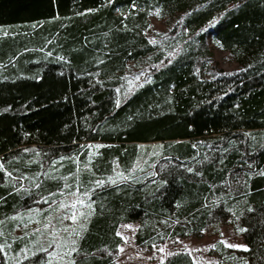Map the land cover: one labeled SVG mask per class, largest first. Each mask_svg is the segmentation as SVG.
Segmentation results:
<instances>
[{"label":"trees","instance_id":"1","mask_svg":"<svg viewBox=\"0 0 264 264\" xmlns=\"http://www.w3.org/2000/svg\"><path fill=\"white\" fill-rule=\"evenodd\" d=\"M155 10L172 28L147 36ZM0 160V221L85 195L71 264H115L133 222L154 264H196L161 247L224 224L247 247L215 264H264V0H0Z\"/></svg>","mask_w":264,"mask_h":264},{"label":"rangeland","instance_id":"2","mask_svg":"<svg viewBox=\"0 0 264 264\" xmlns=\"http://www.w3.org/2000/svg\"><path fill=\"white\" fill-rule=\"evenodd\" d=\"M149 20L150 25L145 32L147 36L167 33L172 28L158 16L157 10L151 12ZM207 42L212 56L208 66L216 63L217 66L225 70L236 68V62L216 39L208 36ZM129 65L130 68L120 92V99L136 87L144 76L140 68L132 63ZM0 167L2 168V160H0ZM86 205L85 195L76 192L57 202L54 210L48 211L44 218L41 217L44 212L42 209L29 208L11 215L5 221H0V236L3 237L0 247L5 254L7 263L31 264V257L43 252L41 258L32 264H71L74 235L81 232L84 223L83 215L87 212ZM6 224L12 226L9 237L3 233ZM137 227L138 224L134 222L119 225L117 234L122 238V243L118 246L115 264H154V261L150 260V255L134 243L133 234ZM23 240H26L25 245ZM217 241L226 242L224 243L226 246H241L229 248L246 249L247 247L243 235L232 226L224 224L220 226L218 232L207 230L197 237L170 240L161 247L163 251H160L159 256L162 257L166 252L185 250L190 253L196 264H215L217 256L211 251V248ZM16 242L20 243V249L15 251L13 244Z\"/></svg>","mask_w":264,"mask_h":264},{"label":"snow or ice","instance_id":"3","mask_svg":"<svg viewBox=\"0 0 264 264\" xmlns=\"http://www.w3.org/2000/svg\"><path fill=\"white\" fill-rule=\"evenodd\" d=\"M73 219H75V217H73ZM221 243H226L224 241H221ZM228 247H241V246H238V245H227ZM161 251H163V249H161Z\"/></svg>","mask_w":264,"mask_h":264}]
</instances>
